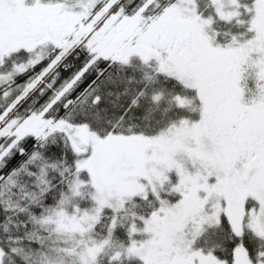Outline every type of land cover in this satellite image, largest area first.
Wrapping results in <instances>:
<instances>
[{
    "label": "snow or ice",
    "instance_id": "1",
    "mask_svg": "<svg viewBox=\"0 0 264 264\" xmlns=\"http://www.w3.org/2000/svg\"><path fill=\"white\" fill-rule=\"evenodd\" d=\"M0 264H264V0H0Z\"/></svg>",
    "mask_w": 264,
    "mask_h": 264
}]
</instances>
